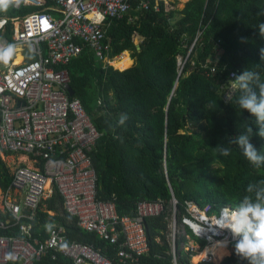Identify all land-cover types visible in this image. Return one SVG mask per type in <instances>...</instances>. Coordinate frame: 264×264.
I'll return each instance as SVG.
<instances>
[{"label":"trees","instance_id":"16d2710c","mask_svg":"<svg viewBox=\"0 0 264 264\" xmlns=\"http://www.w3.org/2000/svg\"><path fill=\"white\" fill-rule=\"evenodd\" d=\"M148 1L149 10L132 11V22L128 18L106 21L110 60L128 54L126 59L114 68L86 49L67 68L75 98L102 134L92 153L98 199L114 203L121 216L136 215L141 202L162 201L164 214L144 219L150 250L137 264H172L169 222L173 198L178 223L187 215V202L210 217L218 216L222 209H235L250 195L248 184L264 180V165L252 166L237 146H231L227 157L214 150L251 124L250 143L264 155V138L256 135L255 118L237 103L239 89L226 98L233 73L239 75L248 68L259 72L264 81L260 57L264 37L257 28L264 23V16L259 15L264 12V0H189L183 9L177 8L179 0ZM11 8L12 3L7 16L13 18L33 12H13ZM0 13L4 15V11ZM6 31V38L11 39L13 25L9 23ZM199 33L202 35L186 60ZM137 36L143 38L141 49L135 42ZM127 51L133 52L134 67ZM180 60L185 62L182 74ZM125 113L128 120L118 126L120 114ZM9 184V170L0 155V189L5 192ZM47 205L57 215L50 217L40 211L37 219L41 223H60L69 240L94 244L114 258L117 245L81 230L77 219L64 210L58 191ZM4 218L0 213V221ZM6 234L11 232L0 231V235ZM190 240L200 247L177 235L180 264H193L192 255L206 246L194 236ZM235 244L232 255L220 264H248L237 256ZM53 264L72 262L60 256Z\"/></svg>","mask_w":264,"mask_h":264},{"label":"built area","instance_id":"2783aa9c","mask_svg":"<svg viewBox=\"0 0 264 264\" xmlns=\"http://www.w3.org/2000/svg\"><path fill=\"white\" fill-rule=\"evenodd\" d=\"M50 2L53 8H49ZM150 8L148 0H21L19 6L12 3V10L32 9L31 14L0 20V32L6 33L8 24L13 25L12 38H1L0 44L16 46L15 55L0 63V152L25 156L33 163V167L16 168L8 189L0 194V213L5 217L0 231L11 232L0 235V264H41L49 256L51 262L61 256L72 264H137L149 252L144 219L164 214L165 205L162 201L141 202L136 215L121 216L114 203L98 199L92 153L102 134L80 99L71 97L67 66L86 49L97 60L111 64L107 19L132 22V11ZM50 9L57 15L48 12ZM18 55L21 61L16 63ZM236 90L233 84L229 94ZM56 191L81 230L117 245L114 258L94 244L69 240L64 225L51 226L47 236L44 228L36 230L37 215ZM189 206L194 211L189 212ZM186 207L188 215L180 224L183 232L177 229L175 218L169 225L172 264H180L178 234L187 237L192 246L191 236L208 245L224 240L214 246L228 245L227 240L230 244L227 225L232 207L212 216L214 221L194 203L187 202ZM214 258L211 250L200 262L214 263Z\"/></svg>","mask_w":264,"mask_h":264},{"label":"clouds","instance_id":"9594fccd","mask_svg":"<svg viewBox=\"0 0 264 264\" xmlns=\"http://www.w3.org/2000/svg\"><path fill=\"white\" fill-rule=\"evenodd\" d=\"M13 2L19 6L21 0H0V11L6 10ZM259 15L264 16V12ZM257 28L260 36L264 37V23L260 22ZM15 51L16 46L13 44H0V63L10 60ZM260 57L264 61V48L260 49ZM232 75L235 77L232 83L241 92L237 100L239 107L255 118L259 129L256 135L264 138V81H261L260 73L247 68L239 75ZM127 120L126 113L120 114L117 125H124ZM252 136L253 127L248 124L244 132L214 150L220 156L227 157L231 154V146L235 145L252 166L259 168L264 165V155L259 154L250 143ZM246 191L250 195L245 196L234 210L228 212L230 223L227 227L234 237L239 238L235 244L237 256L247 260L248 264H264V180L248 184Z\"/></svg>","mask_w":264,"mask_h":264},{"label":"rangeland","instance_id":"374dc122","mask_svg":"<svg viewBox=\"0 0 264 264\" xmlns=\"http://www.w3.org/2000/svg\"><path fill=\"white\" fill-rule=\"evenodd\" d=\"M167 1H170V0H167ZM185 0H180L179 2H178V5H177V8H179V9H183L184 7H185ZM12 11V10H11ZM9 13H10V11L8 10V9H6V10H4V14L6 15V17H7V15H9ZM142 41H143V38L141 37V36H137L136 37V39H135V42H136V44L137 45H140L141 43H142ZM128 53H129V55H131V57L133 58V55H132V53L133 52H131V51H127ZM126 55H128V54H126ZM123 56V54L121 55V56H119V57H116L114 60H112L110 63H111V65H115V64H117L119 61H120V58ZM127 57V56H126ZM126 57L125 58H123V59H126ZM134 59V58H133ZM122 61V60H121ZM135 64H136V60L134 59V65L132 66V67H134L135 66ZM185 62L183 61V60H180V71H179V73H181L182 74V71L184 70V67H185ZM131 67V68H132ZM114 68H115V66H114ZM117 69V68H116ZM119 70H121V69H119ZM229 95V96H228ZM232 95V93H230V94H227V96H226V98L227 99H229V97ZM189 131H192V130H190V129H188ZM0 154H2V155H6V154H4V153H1L0 152ZM1 155V156H2ZM5 160H6V163H7V165H8V163H11V161H15V158H12V157H9V156H5ZM18 161V160H17ZM18 163V162H17ZM13 167V166H12ZM57 192V191H56ZM55 192V193H56ZM2 192L0 191V194H1ZM1 199V198H0ZM64 201V200H63ZM173 204L174 203H177V201H176V199L175 198H173L172 199V201H171ZM45 203V202H44ZM173 204H172V214H171V218H170V222L173 220V218H175L176 219V225H177V229L178 230H180V232L182 233L183 231H182V228H180V224L181 223H178V221H177V216H176V214H177V204L175 205V207L173 206ZM233 209V208H232ZM188 211L189 212H192V211H194V208H192V207H190L189 206V209H188ZM186 212H187V207H186ZM203 212H205V211H203ZM187 215H188V213H187ZM187 215H185V216H187ZM161 216V215H160ZM184 216V217H185ZM157 217H159V216H157ZM150 218V217H149ZM214 218L215 217H212L211 218V220H213L214 221ZM170 222H169V225H170ZM182 222V221H181ZM54 225H59V223H57V224H53V225H50V224H48V223H46V224H41V228H44V229H48V228H50L51 226H54ZM77 225H78V221H77ZM228 238L230 239V244H229V241L227 240V242H228V245L227 244H225V246H227V248L225 249L224 247H222V245H219V244H216L217 245V247L216 248H214V244L215 243H222V242H224V241H220V242H215V243H212V244H210V245H208V241L206 242L207 244H206V246L200 251V252H198V253H196V254H194L193 256H192V263H194V264H198L200 261H202V259H203V256H206V254H208V252H210L211 250H216V251H218L217 253H215V258H214V263L215 264H220L222 261H224L226 258H227V256H231L232 255V253H233V251H234V249H233V247H232V243L235 241V240H237V239H239L238 237H234L233 236V233L232 232H230V233H228ZM75 241H78V240H75ZM193 244H194V247H196V248H198V247H200V245L198 244V243H196L194 240H190ZM80 242H82V241H80ZM199 254H203L202 256H201V259L199 260V258H198V255ZM222 255H226V256H224V258H222V259H218V258H220V256H222ZM195 256H197V258H198V260L199 261H195Z\"/></svg>","mask_w":264,"mask_h":264},{"label":"crops","instance_id":"0c3cea01","mask_svg":"<svg viewBox=\"0 0 264 264\" xmlns=\"http://www.w3.org/2000/svg\"><path fill=\"white\" fill-rule=\"evenodd\" d=\"M180 1V0H179ZM189 0H185V2L187 3ZM186 3H185V5H186ZM49 8H53V6H54V4L53 3H49ZM11 10H12V8H11ZM51 10V9H50ZM13 12H14V10H12ZM53 11V10H52ZM54 15H57L56 13L54 14ZM18 16H15L14 18H17ZM5 19H7V20H10V19H13V17H9V16H5V14L3 15V14H1L0 13V20H5ZM7 32V31H6ZM6 33H3V32H0V39L1 38H5L6 36ZM143 42V41H142ZM141 45V44H140ZM140 45H138V46H140ZM127 57H128V55H127ZM126 57V58H127ZM18 60H20L21 61V57L20 56H18V59L16 60V63H19L18 62ZM124 60V59H123ZM0 155H2V154H0ZM5 156H9V157H12V158H15V161H11V163H8V165H7V163H6V160H5ZM2 158H3V161L6 163V166H7V168H8V170H9V177H10V180H11V173H13L14 171H15V169L16 168H18V167H21V166H29V167H33V163L27 158V157H25V156H21V155H2ZM18 160V161H17ZM18 162V163H17ZM13 166V167H12ZM0 191L1 192H4V191H2L1 189H0ZM54 196V194L49 198V199H47L46 201H45V203L43 204V207H42V210L41 211H44V212H46V213H48L49 215H50V217H55L56 215H57V213L56 212H54V211H50V210H48V205H47V201L48 200H50L52 197ZM40 214V213H39ZM7 218V217H6ZM41 224H43V223H41L40 221H39V219H37L36 220V222H35V227L37 228L36 230L37 231H40L41 230ZM48 224H50V223H48ZM57 224V223H56ZM60 224V223H59ZM50 225H53V223H51ZM62 225V224H61ZM45 231H43V232H45V236H47L48 234H49V232L47 233L46 232V230H48V229H44ZM55 262V261H54ZM41 264H53V262H51V260H50V256H49V258H47L44 262H42Z\"/></svg>","mask_w":264,"mask_h":264},{"label":"bare ground","instance_id":"6f19581e","mask_svg":"<svg viewBox=\"0 0 264 264\" xmlns=\"http://www.w3.org/2000/svg\"><path fill=\"white\" fill-rule=\"evenodd\" d=\"M125 57H126V54H123V56L120 58V61L123 60V58H125ZM17 59H18V56H17L16 60H17ZM19 61H20V60H18V62H19ZM216 247H217V245L214 246V248H216ZM222 247H224L225 249L227 248V246H225V244H222ZM214 252L217 253L218 251L214 250ZM202 255H203V254H199V255H198L199 260L201 259V256H202ZM198 258H197V256H195L194 259H195L196 262L199 261Z\"/></svg>","mask_w":264,"mask_h":264},{"label":"water","instance_id":"95a60500","mask_svg":"<svg viewBox=\"0 0 264 264\" xmlns=\"http://www.w3.org/2000/svg\"><path fill=\"white\" fill-rule=\"evenodd\" d=\"M139 49H141V47L139 46ZM68 90H69V93L71 95V97H75V91L73 90V88L71 87V85L68 86Z\"/></svg>","mask_w":264,"mask_h":264}]
</instances>
